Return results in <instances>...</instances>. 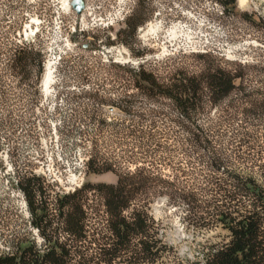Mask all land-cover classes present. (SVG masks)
Instances as JSON below:
<instances>
[{"label":"rangeland","instance_id":"rangeland-1","mask_svg":"<svg viewBox=\"0 0 264 264\" xmlns=\"http://www.w3.org/2000/svg\"><path fill=\"white\" fill-rule=\"evenodd\" d=\"M64 1L0 0V252L13 248L21 239L31 238L38 245L43 242V237L31 225L27 198L17 186L24 177L39 178L47 188L46 198L53 207L57 194L55 186L33 173L41 164L45 167L53 161L54 167L64 176L78 173L80 159L94 155L118 162L129 172L142 165L147 169L155 165L159 155L154 153L156 148L148 126L154 119L155 104L138 99V91L124 69L134 66L122 64L121 56L123 60L135 62L140 55L155 54L154 49L142 44L138 30L154 21L159 8L181 5L196 18L207 12V0H137L131 4L124 21L109 28H91L86 24L91 18L88 15L83 18L82 13L77 14L72 7L67 9ZM83 1L89 6H102L101 15L116 8V0ZM212 1L225 8L222 18L210 13V24L205 28L214 52L148 61L162 65L163 72L178 67L199 71L204 63L201 56H211L232 61L229 63L234 67L246 68L250 78L254 77V84L259 78L264 79V0H246L243 7L235 0L233 10L221 0ZM130 23H137L133 38L127 35ZM229 54L240 59L224 57ZM27 57L26 64L22 59ZM244 57L249 61L246 64H242ZM50 62L55 63L56 70L50 92L45 94V66ZM125 96L131 97L135 106L142 102L148 108L145 111L149 120L143 127L146 135L142 141L128 135L137 124L127 119L121 107ZM216 110L200 116L199 122L204 129L219 130ZM135 111L136 108L133 113ZM240 126L255 130L257 136L264 133V121L256 119L243 123L241 118L231 128L220 129L223 137L217 143L223 146L227 143L226 133L241 131ZM178 135L181 143L182 135ZM256 142L260 145L264 140ZM170 156L173 163L183 161L179 153L167 155ZM249 157L259 158L253 156V152L251 156L243 155V158ZM160 173L172 175L168 167L161 168ZM116 182L117 177L111 172L87 173L83 185ZM86 195L88 211L93 207L101 208L100 199L90 193ZM149 214L157 222L163 241L172 249L162 259V264L194 261L200 258L204 245L224 240L225 234L219 229L199 232L187 226L183 220L184 206L170 205L166 197H157ZM101 215L104 216L102 211ZM89 220L90 226L95 224L93 215Z\"/></svg>","mask_w":264,"mask_h":264},{"label":"trees","instance_id":"trees-1","mask_svg":"<svg viewBox=\"0 0 264 264\" xmlns=\"http://www.w3.org/2000/svg\"><path fill=\"white\" fill-rule=\"evenodd\" d=\"M221 2L233 10L235 0ZM136 25L130 23L131 30L124 32L133 38ZM201 58L199 71L178 67L163 72V66L152 61L124 68L138 99L155 104L154 119L148 123L159 155L155 165L129 172L118 162L91 156L87 173L111 172L116 184H86L73 194H56L53 207L39 178H22L18 186L43 242L19 240L0 252V264H162L172 249L149 214L157 197L183 205L187 226L225 234L222 242L204 245L200 258L185 264H264V143L256 142L264 140V133L257 136L255 130L240 126L241 131L226 133L223 146L217 143L223 137L220 129L231 128L241 118L243 123L264 121V79L254 84L246 68ZM22 60L26 63L28 57ZM142 102L135 106L129 96L121 102L127 119L137 124L128 135L138 141L145 138L143 127L149 120ZM211 109L219 114V130L204 129L199 122ZM169 140L177 143H161ZM252 152L259 158H243ZM174 153L183 161L173 163L167 155ZM164 167L171 169V177L160 173ZM89 193L100 199L102 209L88 211ZM89 213L96 220L91 226Z\"/></svg>","mask_w":264,"mask_h":264},{"label":"built area","instance_id":"built-area-1","mask_svg":"<svg viewBox=\"0 0 264 264\" xmlns=\"http://www.w3.org/2000/svg\"><path fill=\"white\" fill-rule=\"evenodd\" d=\"M137 0H116V8L108 13L99 14L102 6H89L85 3L82 17L88 15L91 18V28H109L116 23L122 22L126 19L131 4H135ZM207 12L202 17L196 18L191 16L181 5L174 7H161L154 14V21L147 23L138 30L139 39L142 44L148 48L154 49L155 54L151 56L139 57L138 61H131L130 59L123 60L122 64H132L137 67L140 63H144L149 59L165 60L180 55L191 54H209L214 52L211 48V42L205 28L210 24L209 15L214 14L217 18L219 15H225V8H215V2L205 1ZM159 19V21H156ZM158 27L157 32L152 28ZM208 29V28H207ZM123 50V48H122ZM229 59H240L234 55L229 54ZM248 59L242 58V64H246ZM47 66H45V70ZM56 70V67H55ZM54 141L57 139L55 130L53 131ZM52 144V143H45ZM57 145V143H53ZM89 157L80 159L78 163V173L64 174L54 167V162L50 161L45 167L43 164L34 170L33 173L41 177L42 180L55 186L57 194L68 195L73 194L81 189L87 174V164ZM18 186V183H17ZM35 232H39L36 228Z\"/></svg>","mask_w":264,"mask_h":264},{"label":"bare ground","instance_id":"bare-ground-1","mask_svg":"<svg viewBox=\"0 0 264 264\" xmlns=\"http://www.w3.org/2000/svg\"><path fill=\"white\" fill-rule=\"evenodd\" d=\"M64 7L67 9H71V2L70 0H65L64 1ZM208 2H215V8H222V4L217 2V1H212L208 0ZM240 6L243 7L246 4V0H239ZM224 15H219V18L223 17ZM154 32H157L158 27L152 28ZM223 54V53H222ZM229 55H224V57L227 58ZM54 73H55V63L50 62L47 65L46 73L43 79V90L45 94H48L50 92L51 86L53 84V79H54Z\"/></svg>","mask_w":264,"mask_h":264},{"label":"water","instance_id":"water-1","mask_svg":"<svg viewBox=\"0 0 264 264\" xmlns=\"http://www.w3.org/2000/svg\"><path fill=\"white\" fill-rule=\"evenodd\" d=\"M71 7L77 14H81L85 8V3L83 0H73L71 2Z\"/></svg>","mask_w":264,"mask_h":264}]
</instances>
